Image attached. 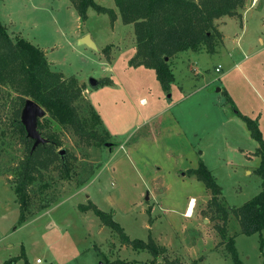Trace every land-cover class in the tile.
Returning a JSON list of instances; mask_svg holds the SVG:
<instances>
[{
	"label": "rangeland",
	"instance_id": "rangeland-1",
	"mask_svg": "<svg viewBox=\"0 0 264 264\" xmlns=\"http://www.w3.org/2000/svg\"><path fill=\"white\" fill-rule=\"evenodd\" d=\"M113 1L97 0L109 8ZM248 6H253L249 15L264 14V0H246L240 12ZM250 19L249 30H241V20L223 25L224 45L219 41L214 52L219 53L201 50L173 58L175 79L165 90L153 69L130 65L136 44L131 25L119 21L113 28L107 14L91 7L82 21L70 0H0V20L11 35L43 50L52 70L84 84L77 105L89 117L86 104H92L101 119L99 132L105 131L110 143L86 145L46 112L40 119L47 123L43 131L57 134V150H64L73 172L64 178L52 165L43 180H36L20 222L13 180L23 146L5 138L0 144V264L18 255L23 258L12 264H27L25 259L28 264H106L116 258L149 263L151 253L122 244L91 209H79L90 201L110 212L130 238L151 236L165 247L154 264H232L217 228L223 225L222 213L210 207L212 193L203 180L187 174L200 163L221 187L217 201L228 211L223 226L227 235H235L240 259L261 264L260 234L239 233L231 213L262 189L256 171L260 145L227 101L229 96L241 114L256 120L264 141V41L259 38L264 40V33ZM86 34L96 49L78 43ZM219 63L222 72L215 70ZM91 77L99 81L95 88L88 83ZM3 91L16 95L8 86ZM5 101L0 98L1 125L9 116L8 107H1ZM191 197L194 212L187 216ZM261 234L264 238V229Z\"/></svg>",
	"mask_w": 264,
	"mask_h": 264
},
{
	"label": "trees",
	"instance_id": "trees-1",
	"mask_svg": "<svg viewBox=\"0 0 264 264\" xmlns=\"http://www.w3.org/2000/svg\"><path fill=\"white\" fill-rule=\"evenodd\" d=\"M70 1L82 21L86 20L89 7L98 13L107 14L112 24L117 17L113 8L103 6L95 0ZM245 2L246 0H114L122 23L133 24L136 44L135 53L129 60L130 65L153 69L161 86L169 90L174 81L172 59L184 51L204 50L213 54L223 36L215 20L222 16H236L241 19L240 10ZM109 48L106 46L104 51ZM100 83H106V80H101ZM5 86L10 87L16 95L10 97L9 92L3 94ZM84 89V84H78L76 78H65L61 72L52 70L43 50L21 35L12 36L0 20V98L6 99L1 105L2 109H9L7 120L0 124V144L8 137L23 146V156L17 162L13 180L14 193L20 207V222L26 219L25 213L32 199L29 187L36 180H43L44 173L49 171L52 165L60 170L64 178H69L73 172L70 162L57 150L61 144L59 137L57 134L44 132L47 123L40 119L37 120L36 128L46 141L33 148L34 139L27 136L21 121L22 108L28 98L32 99L46 110L52 120L61 127L70 129L82 143L102 145L106 143L108 136L105 131L99 132L98 126L102 125L99 114L91 103H87L89 117H86L77 105ZM227 101L232 105L235 114L245 122L251 137L260 145L257 152L261 162L256 171L262 178V189L241 206L232 208L231 213L238 222L239 233L260 234L259 250L262 256L261 264H264V238L261 234L264 229L263 136L256 120L241 114L229 96ZM187 174L196 175L211 191L209 205L222 213L224 225L228 211L222 202L217 201L221 187L211 171L205 164L200 163L198 168L190 169ZM79 209H91L103 225L118 234L122 244L135 250H146L153 255L149 263L116 258L106 260V264H154L156 258L166 251L165 247L157 245L151 236L147 240L130 238L110 212L98 208L91 201L79 205ZM223 225L217 228L225 241L226 253L230 256L232 264H244L235 245V235H227ZM20 258H23V255L13 257L5 263L12 264ZM166 262L186 264L180 260ZM25 263L28 264L26 259Z\"/></svg>",
	"mask_w": 264,
	"mask_h": 264
},
{
	"label": "water",
	"instance_id": "water-1",
	"mask_svg": "<svg viewBox=\"0 0 264 264\" xmlns=\"http://www.w3.org/2000/svg\"><path fill=\"white\" fill-rule=\"evenodd\" d=\"M78 43L96 49V45L89 34L81 36L78 39ZM88 83L91 88H95L96 86H98L99 81L94 77H91L89 78ZM45 114L46 110L38 103L29 98L26 100L25 105L22 108L21 121L25 127L27 136L34 139L33 148H35L39 143L46 141V139L42 137V135L36 128L37 120L44 117ZM105 145L109 146L110 143H105ZM63 151L64 150H60L59 153L62 154Z\"/></svg>",
	"mask_w": 264,
	"mask_h": 264
},
{
	"label": "crops",
	"instance_id": "crops-1",
	"mask_svg": "<svg viewBox=\"0 0 264 264\" xmlns=\"http://www.w3.org/2000/svg\"><path fill=\"white\" fill-rule=\"evenodd\" d=\"M96 2H97V0H95ZM101 2V1H100ZM98 3V2H97ZM113 7H111V8H113L114 10H115V12H116V14H117V17H116V19H115V21L113 22V24H112V26H113V28L114 27H116L117 26V24H119V21L122 23V21H121V18H120V15H119V12H118V9H117V7L115 6V4H114V1H113ZM253 6H255V5H253ZM253 6H248V7H246L244 10H242L241 11V19H238L236 16H222V17H220V18H218V19H216L215 20V24H216V26H217V28H218V30L222 33V47H223V45H224V41H225V37H226V35H225V32H224V30H223V25L229 20V19H235V21H237L238 22V20L240 21V23H239V25L241 26V30L242 31H244V30H249L250 29V23L248 22L249 21V19H250V17H251V19H250V21L251 22H253V19H255V22H258V24H259V27L257 26V25H255L256 26V30H258L259 29V32H260V34H262V33H264V27H263V23H264V14L262 15L260 12H258L257 14H255V15H249V11H250V8H252ZM255 17V18H254ZM261 19H262V21H261ZM126 25H131V26H129L131 29H132V31H133V34H134V29H133V24H126ZM112 28V29H113ZM130 31V30H129ZM131 32V31H130ZM259 34V36H261ZM132 35V34H131ZM134 37H135V35H134ZM133 35H132V46H131V48L134 46V42H133ZM260 38V42L261 43H263V39L261 38V37H259ZM221 47V48H222ZM187 52H189V53H195V52H192V51H184V52H180V53H178L175 57H174V60H177L178 58H180L182 55H186L187 54ZM220 52V50L218 49L217 50V52L216 53H219ZM189 53H188V55H189ZM216 53H214V54H216ZM173 60V61H174ZM181 64V63H180ZM176 65H178V64H176ZM218 65H220L221 66V70L219 71V72H222V65L219 63V64H217V66ZM217 66H215V68L217 67ZM177 67V66H176ZM217 72V71H216ZM174 79H175V76H174ZM220 89H218V91H219ZM169 96H172V95H170L169 94ZM143 100V99H142ZM141 100V101H142ZM170 100V99H169ZM239 118V117H238ZM240 123H242L245 127H246V124H245V122L242 120V119H240ZM194 199V197H191L190 198V200L191 199ZM195 200V199H194ZM188 205H189V203L187 204V207H188ZM187 207H186V210H187ZM194 207H195V205H194ZM194 207H193V211H192V214H193V212H194ZM187 216H190V215H188V214H186Z\"/></svg>",
	"mask_w": 264,
	"mask_h": 264
},
{
	"label": "bare ground",
	"instance_id": "bare-ground-1",
	"mask_svg": "<svg viewBox=\"0 0 264 264\" xmlns=\"http://www.w3.org/2000/svg\"><path fill=\"white\" fill-rule=\"evenodd\" d=\"M143 101V100H142ZM194 204H195V200L192 198L190 201H189V205L187 207V211H188V215H191L192 214V211H193V207H194Z\"/></svg>",
	"mask_w": 264,
	"mask_h": 264
},
{
	"label": "built area",
	"instance_id": "built-area-1",
	"mask_svg": "<svg viewBox=\"0 0 264 264\" xmlns=\"http://www.w3.org/2000/svg\"><path fill=\"white\" fill-rule=\"evenodd\" d=\"M220 69H221V66L219 65V66H217L216 68H215V70L218 72V71H220ZM37 261H40V259H38Z\"/></svg>",
	"mask_w": 264,
	"mask_h": 264
}]
</instances>
